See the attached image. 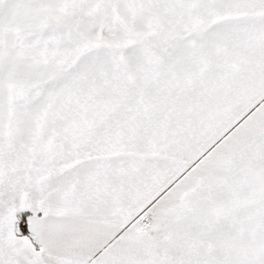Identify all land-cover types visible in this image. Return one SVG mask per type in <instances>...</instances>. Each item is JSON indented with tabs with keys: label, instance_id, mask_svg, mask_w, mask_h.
<instances>
[{
	"label": "snow or ice",
	"instance_id": "obj_1",
	"mask_svg": "<svg viewBox=\"0 0 264 264\" xmlns=\"http://www.w3.org/2000/svg\"><path fill=\"white\" fill-rule=\"evenodd\" d=\"M0 264H264V0H0Z\"/></svg>",
	"mask_w": 264,
	"mask_h": 264
}]
</instances>
